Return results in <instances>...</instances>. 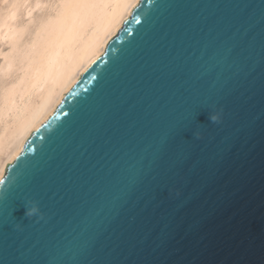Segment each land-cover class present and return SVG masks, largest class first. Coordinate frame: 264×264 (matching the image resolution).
<instances>
[{"label": "water", "instance_id": "water-1", "mask_svg": "<svg viewBox=\"0 0 264 264\" xmlns=\"http://www.w3.org/2000/svg\"><path fill=\"white\" fill-rule=\"evenodd\" d=\"M0 264H264V0H137L5 165Z\"/></svg>", "mask_w": 264, "mask_h": 264}, {"label": "bare ground", "instance_id": "bare-ground-1", "mask_svg": "<svg viewBox=\"0 0 264 264\" xmlns=\"http://www.w3.org/2000/svg\"><path fill=\"white\" fill-rule=\"evenodd\" d=\"M51 1L15 0L0 16V43L7 46L0 51V77L17 73L0 93V177L137 2L55 0L25 39L31 15ZM19 17L25 19L19 22Z\"/></svg>", "mask_w": 264, "mask_h": 264}, {"label": "rangeland", "instance_id": "rangeland-1", "mask_svg": "<svg viewBox=\"0 0 264 264\" xmlns=\"http://www.w3.org/2000/svg\"><path fill=\"white\" fill-rule=\"evenodd\" d=\"M15 0H0V16L4 14V12L7 10V8H9V5H11V3H13ZM51 1V0H49ZM55 1V0H52ZM49 2L46 5H44L43 7H41L40 9H38L37 11L35 10L34 13L31 15V20H30V25L29 28L27 30V35L25 34L24 38L26 39L27 37L32 35L33 29L35 26H37V24H39V22H42L51 12L52 9V5L53 2ZM6 2V3H5ZM3 3V4H2ZM52 3V4H51ZM51 4V5H50ZM3 5V6H2ZM48 7V8H47ZM51 7V8H50ZM6 9V10H5ZM35 18V19H34ZM25 18L22 19V17H19L18 21L22 22ZM32 21V22H31ZM36 21V22H35ZM35 23V24H34ZM31 30V31H30ZM29 32V33H28ZM3 46V47H2ZM5 47V48H4ZM7 46L4 43H0V51L2 53L6 52ZM1 56H0V62H1ZM12 77V78H11ZM17 77V73H10L9 76L7 77H0V93H1V89L5 84H8L9 82L13 81L15 78ZM6 78V79H5ZM4 84V85H3Z\"/></svg>", "mask_w": 264, "mask_h": 264}, {"label": "clouds", "instance_id": "clouds-1", "mask_svg": "<svg viewBox=\"0 0 264 264\" xmlns=\"http://www.w3.org/2000/svg\"><path fill=\"white\" fill-rule=\"evenodd\" d=\"M25 216L28 217V218H32L33 216H39V210L36 206H32V207H28L26 206V211H25ZM42 218V217H41ZM16 227L18 229L21 228V225L20 224H17Z\"/></svg>", "mask_w": 264, "mask_h": 264}]
</instances>
